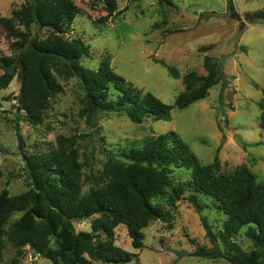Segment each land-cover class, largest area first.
<instances>
[{"label":"rangeland","instance_id":"rangeland-1","mask_svg":"<svg viewBox=\"0 0 264 264\" xmlns=\"http://www.w3.org/2000/svg\"><path fill=\"white\" fill-rule=\"evenodd\" d=\"M73 1L81 10L67 36L81 37L89 44L91 56L81 59L84 66L98 69L102 58L109 56L118 74L168 104H174L184 90L183 76L188 71L207 74L206 55L220 58L223 79L210 88L206 98L184 109L174 107L170 120L148 118L136 123L123 113L100 112L93 127L80 115L84 91L77 78H61L64 89L52 99L41 124L26 121L25 112L19 108L22 79L16 75L8 87H0V190L7 188L11 194H20L29 188L21 140L25 150L33 152L55 146L61 134L85 133L88 136L81 140L80 151L81 160H85L84 173L89 174L102 168L107 157L102 148L122 154L170 130L186 141L201 164L212 163L218 156L219 175L232 174L237 166L247 163L258 181L264 183L260 105L264 101V19L251 23L246 15L264 9V0H234L238 16L230 13L227 0H172L175 5L165 6L159 0H117L115 13L103 24L94 23V19L107 13L102 0ZM26 2L0 0V15L12 16ZM203 13L208 16L203 18ZM20 27L25 30L23 25ZM31 29L41 39L54 34L36 24ZM20 43V38L0 31V55H16ZM172 67L178 70L179 77L170 73ZM3 72L0 69V74ZM83 152H87L89 161ZM170 178V193L174 192L173 186L182 189L174 205L159 199L172 213L170 223L154 220L145 227L144 246L140 249L133 247L126 225L115 229V244L137 254L124 264H232L225 259L194 255L199 248L212 247L204 216L216 232L223 230L227 216L211 197L200 195L207 206L203 210L190 202L191 169L171 167ZM89 187L85 182L83 191ZM19 216L16 213L12 219ZM96 216L75 221V229L90 231ZM57 222L66 229L62 220ZM246 230L244 227L233 240L250 250L253 242ZM56 242L53 237L51 246L57 247ZM25 249L21 264H53L31 246ZM14 255L15 249L8 243L1 264H8Z\"/></svg>","mask_w":264,"mask_h":264},{"label":"trees","instance_id":"trees-1","mask_svg":"<svg viewBox=\"0 0 264 264\" xmlns=\"http://www.w3.org/2000/svg\"><path fill=\"white\" fill-rule=\"evenodd\" d=\"M102 1L107 13L94 19L95 24L106 23L117 9V0ZM159 2L162 6L175 5L172 0ZM227 2L230 13L238 16L234 0ZM80 10L73 0H27L12 16L0 15V31L21 39L16 55H0V69L4 70L0 87H8L16 75L22 79L19 105L25 112L24 119L31 124L43 122L52 99L64 89L61 78L78 79L84 91L80 115L93 127L100 112L123 113L136 123L148 118L170 120L174 107L184 109L206 98L210 88L223 79L220 58L206 55L207 74L188 71L183 76L184 90L174 104H168L118 74L109 56L102 58L98 69L88 68L81 59L91 56L89 44L81 37L67 36ZM246 15L249 22L255 23L264 19V9ZM207 16L203 13V18ZM35 24L54 34L43 39L34 36L31 28ZM170 73L180 75L173 67ZM260 105L264 125V101ZM87 136L61 134L55 146L33 152L26 151L21 140L29 188L20 194H11L7 188L0 190V264L8 243L15 249L8 264H21L28 245L53 264L130 262L137 254L115 244V229L126 225L133 247L140 249L144 246L145 227L154 220L171 222L172 213L159 200L164 198L174 205L182 194V189L174 186V192L168 191L171 167L191 169V203L203 210L207 206L200 195L211 197L227 216L219 232L204 216L212 247L199 248L194 255L225 259L232 264H264V183L258 181L247 163L221 176L218 156L212 163L201 164L186 141L170 130L122 154L102 148L107 156L102 168L85 174L80 142ZM83 154L89 161L87 152ZM85 182L90 185L87 191H83ZM16 213L20 216L12 219ZM94 215L90 231L75 229V221ZM59 219L67 230L60 228ZM244 227L253 242L250 250L233 240ZM53 237L57 247L51 246Z\"/></svg>","mask_w":264,"mask_h":264},{"label":"water","instance_id":"water-1","mask_svg":"<svg viewBox=\"0 0 264 264\" xmlns=\"http://www.w3.org/2000/svg\"><path fill=\"white\" fill-rule=\"evenodd\" d=\"M19 108H21V107H19Z\"/></svg>","mask_w":264,"mask_h":264}]
</instances>
